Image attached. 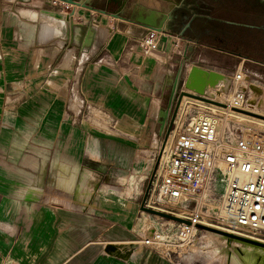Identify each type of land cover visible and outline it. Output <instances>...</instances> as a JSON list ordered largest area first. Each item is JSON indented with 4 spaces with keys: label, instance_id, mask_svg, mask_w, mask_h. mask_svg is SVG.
<instances>
[{
    "label": "crops",
    "instance_id": "crops-1",
    "mask_svg": "<svg viewBox=\"0 0 264 264\" xmlns=\"http://www.w3.org/2000/svg\"><path fill=\"white\" fill-rule=\"evenodd\" d=\"M26 11L62 17L66 30L43 40L39 32L27 38L22 31L19 41L0 39L1 57L29 58L22 68L0 65V93L17 89L16 97L0 96V264H146L130 236L134 214L114 220L75 202L93 194L84 189L90 172L118 176L148 167L157 144L148 125L152 113L162 118L175 69L193 60L199 45L185 40L174 66L179 42L169 33L159 51L147 54L138 24L126 21L120 32V21L105 27L92 13L81 18L77 6L60 10L50 1ZM30 22L39 27L41 19ZM35 186L43 192L34 193ZM34 199L57 203L24 216V203ZM114 230L126 238L112 237Z\"/></svg>",
    "mask_w": 264,
    "mask_h": 264
},
{
    "label": "rangeland",
    "instance_id": "rangeland-1",
    "mask_svg": "<svg viewBox=\"0 0 264 264\" xmlns=\"http://www.w3.org/2000/svg\"><path fill=\"white\" fill-rule=\"evenodd\" d=\"M41 1H50L52 5L60 10L62 8H69L70 4L56 0H0V19L2 20V29L0 31V39L3 43H9L11 41L15 42V39L19 41L21 37V27L20 19L22 18V13L27 12L26 10L35 6L37 2ZM80 3H85L89 6H92L98 10H105L108 13H115L119 8V3L112 2V0H75ZM163 4L167 3L168 8L166 10H160L165 13H172L175 11V6H186L191 12H197L201 9L207 10L209 13L216 18L223 19L225 21L231 22H240L248 18V16L257 12L259 18L264 16V0H160ZM14 2V3H13ZM125 4L123 8V14L126 17H129L135 8L145 7L149 9V6H160V3L156 0H120V3ZM183 2V3H182ZM149 5V6H148ZM81 18L85 15L93 14V18H100L99 22H102L105 27L108 25L114 24L116 21H120V32H125L128 28L126 21L120 19H114L111 17L104 16L96 11H91L85 8L77 7ZM64 10V9H63ZM68 10V9H67ZM33 12V11H30ZM36 13V12H33ZM37 14V13H36ZM21 17V18H20ZM24 19V18H22ZM16 20V21H15ZM142 30H144L143 36L147 33L148 30L152 31L153 29H147L141 25H137ZM172 26L171 22L168 23V27ZM156 31V30H153ZM172 31V30H171ZM169 35V34H168ZM142 36V37H143ZM177 38L178 43L175 47L177 53V59H174L171 64L176 65V60L180 59V56L183 51V44L187 38H182L178 35H173ZM141 37V38H142ZM22 38V37H21ZM140 38V41H141ZM264 40V36L259 35L258 40ZM194 42V41H191ZM196 43V42H195ZM199 49L196 50V56L191 61L183 62L175 69L173 77L178 73V69H182V80L179 83L178 91H188L184 86V72L191 66H198L206 70L214 71L223 75H226L232 78L236 73L243 72L246 77H249L250 84L253 87L260 89V93H255L256 90H253V95L249 98L250 105L248 109H251L254 105V110L259 109L262 114H264V64L262 62H257L255 60L244 58L234 54L233 51H222L217 48H212L210 46L199 43ZM162 44L159 46L158 50L154 51L156 53L162 48ZM152 54V53H151ZM10 59L0 56V65L5 67L7 65H14L17 67L25 66V63H28L29 58L25 56H16L9 57ZM259 60H264V52H259V56L256 57ZM19 73H17V76ZM21 76V75H19ZM25 77V76H24ZM23 77V78H24ZM14 78V77H12ZM6 80V79H5ZM232 87V84H231ZM172 90V88H171ZM231 91V89H230ZM17 89H2L0 96L3 98L16 97ZM171 94V91H170ZM169 94V98H170ZM232 95V91L229 95ZM24 95V94H23ZM25 96V95H24ZM23 96V97H24ZM253 98V99H252ZM229 99V98H228ZM227 98L225 100H228ZM255 99V100H254ZM253 100V101H252ZM263 101V102H262ZM189 112H184L181 115V119L185 120V123L190 122L191 119L203 115V108L200 106L192 105L190 103L186 104ZM263 105V106H262ZM247 109V110H248ZM174 106L172 107L169 121L171 119ZM162 120V118L160 117ZM157 112H153L151 116V121L148 125L154 128L152 132L153 142L157 144L154 146L153 153L149 159L148 167L144 170H130L126 174L115 175V176H105L101 174H96L90 172V177L84 186V189L92 195L82 193L81 200L75 202L80 206L81 209H89L94 211L97 214H100L102 217H111L116 220L120 214L126 215L127 213L134 214V220L131 227L132 242L139 244L141 252H143V259L146 264H230L229 261H225V257L219 256L218 253L214 251H220L223 249L224 245L222 240L213 238L207 231L198 230L195 233H191L189 238H182L176 229L174 224L169 223L168 220L162 219L145 212L141 211V205L146 197V193L149 189V194L146 200L147 207L151 209L162 208L168 210L164 206L153 203V200L156 198V178L154 177L155 166L158 161L162 146L164 144L165 134L167 129L163 132V135H160L158 129L161 124V120ZM241 122L240 119L229 118L228 123ZM249 123V124H248ZM233 124V125H234ZM242 124L247 127L257 126L255 123L243 122ZM171 142L175 137L174 126L169 133V136L172 135ZM223 133V132H222ZM168 136V137H169ZM170 141V140H169ZM137 146L142 147V142L139 140V137L134 141ZM133 140L131 144L134 145ZM170 142V143H171ZM80 182V180H79ZM79 185V183H78ZM77 185V187H78ZM38 187L35 186L34 189ZM111 189L115 190V193L111 194L109 191ZM218 189V188H217ZM34 193L41 194L43 191L37 189L33 190ZM101 191H106V194H102ZM216 196L222 194V189L219 187V190L215 191ZM28 206L23 207V215L26 216L28 211L41 207L44 204H53L52 201L34 199L33 201L25 202L24 204ZM57 203V202H55ZM54 203V204H55ZM1 204V202H0ZM129 207L134 208V211H131ZM156 210V209H155ZM20 213V212H19ZM20 215V214H19ZM215 226L226 228L218 223H212ZM114 229V228H113ZM111 229V230H113ZM112 237L117 239H124L126 235L124 232L114 230ZM155 235L160 237L159 240L156 239ZM264 240V234L256 236ZM149 240L151 244L146 245V241ZM119 242H122L120 240ZM98 243H105L99 241ZM107 244V242H106ZM236 249L241 251V245H237ZM105 252V250H104ZM106 256H109L105 253ZM111 257V256H110Z\"/></svg>",
    "mask_w": 264,
    "mask_h": 264
},
{
    "label": "built area",
    "instance_id": "built-area-1",
    "mask_svg": "<svg viewBox=\"0 0 264 264\" xmlns=\"http://www.w3.org/2000/svg\"><path fill=\"white\" fill-rule=\"evenodd\" d=\"M163 36L148 30L140 41L142 50L147 54L158 50ZM231 79L232 98L226 107L248 111L253 95L249 77L239 72ZM221 113L204 108L203 115L188 123L177 116L175 137L165 145L154 175L157 195L153 203L189 222L174 223L182 238H189L193 227L209 223L221 224L240 236L264 234V128L242 122L220 127L226 116ZM219 187L222 194L218 197Z\"/></svg>",
    "mask_w": 264,
    "mask_h": 264
},
{
    "label": "bare ground",
    "instance_id": "bare-ground-1",
    "mask_svg": "<svg viewBox=\"0 0 264 264\" xmlns=\"http://www.w3.org/2000/svg\"><path fill=\"white\" fill-rule=\"evenodd\" d=\"M156 1L160 3L159 7L149 6V5L148 6L158 11L166 10L168 8L167 3L163 4L160 0H156ZM22 18H24V21L21 20ZM22 18L20 19L23 24L22 32L27 38L34 37L37 34V32H39L40 39L43 40V38H52V37L58 36L61 33H63L64 30H66V25L62 17L52 16V15L50 16L42 15V17H40L38 13L36 14L30 11H27V12L22 13ZM39 18L41 19V24L39 27L37 26V24H33L34 22L33 23L30 22V21L39 20ZM98 43H99V40H98ZM229 89H230V78L224 75V77L222 78V80L216 87L208 86L206 93H205V98H208L209 100H213L214 102H217L219 104H225L227 101H229L232 98V95L231 94L229 95V93L231 92ZM253 90H256L255 93L256 92L258 94L260 93V89L257 87L256 88L253 87ZM226 98L227 99L229 98V99L225 100ZM187 103H190L192 105L197 104L196 106L198 107L200 106L203 109L210 108L214 112L220 111L222 112L221 114L225 113L226 115L224 116L225 118L221 119L219 122L220 127L226 126L229 118L232 117L235 119L237 118L240 119L241 122L245 121V122H251L253 124L255 123L258 127L264 128V114H262L259 109L254 110L253 109L254 105H252L251 109H248L249 113H242L239 111L231 110L229 107L228 108L223 107L222 105H218L215 103H207V102H203L196 98L184 97L180 105V108H179L178 118L181 117V113L186 108ZM171 136L173 137V133L167 139V142H166L167 147L169 146L171 142V138H172ZM164 159L165 158L163 156L161 160L162 163ZM148 208H151V207H148ZM155 209L158 211L164 212L163 211L164 209L162 208H155ZM178 218H181V219L183 218V220L187 221V218L183 215H180V217ZM208 228H210L211 230H206V231L213 238L222 240L223 245H224L223 249L220 250L219 252L218 251H214V252L218 253L219 256L221 255L225 257L226 262L229 261L230 264H264V240L257 238L256 236H242V237H245L248 241L237 239L235 237H231L228 235V234H235L231 232L230 230L223 228V227L215 226L210 223L208 225ZM197 231H198L197 228H194V227L192 228V233H195ZM235 235H238V234H235ZM237 245H241V249H242L241 251L236 249ZM108 252L112 254L120 255V253H118L114 248H109Z\"/></svg>",
    "mask_w": 264,
    "mask_h": 264
},
{
    "label": "water",
    "instance_id": "water-1",
    "mask_svg": "<svg viewBox=\"0 0 264 264\" xmlns=\"http://www.w3.org/2000/svg\"><path fill=\"white\" fill-rule=\"evenodd\" d=\"M56 1H60V2H64L66 4H70L72 6H77V7H81V8H85L91 11H96L99 12L100 14L109 16L111 18L114 19H120V20H125L131 23H135L138 25H141L147 29H153L156 30L162 34H168L170 32V28L168 27V23L169 21H171V14L170 12L165 13V12H161L155 9H149V8H145V7H138L135 8V10L133 11V14H131L129 17H126L123 14V8L125 6V4H123L122 2L120 3V0H117V4L119 3V8L115 13H108L105 10H98L92 6H89L85 3H80L77 2L75 0H56ZM227 24H233V25H238L237 23H232V22H227ZM171 35H174L173 33H169ZM90 38H91V32L89 34H87L86 36V45L90 44ZM191 42V40H189ZM187 50L185 52V58L186 56ZM224 77L223 74L214 72V71H210V70H206L203 69L201 67L198 66H193L189 72V74L187 75V77L184 79V86L188 91L191 92H186V91H178L179 90V83L182 80V69L180 68L176 78L174 80V84L172 86V90H171V94H170V98H169V104H168V109L164 112V114L162 115V121H161V135H163V132L165 131V129H167V132L165 134V139H164V144L162 146L158 161L156 163L155 166V170L154 173L157 171V168L159 166V161L163 152V149L166 145L169 133L171 132L175 119L178 116V112H179V108L180 105L182 103V100L184 97H190V98H196L199 99L203 102H207V103H215L218 105H222L223 107H226L225 104H219L217 102H214L213 100H209L208 98H205V93L206 90L208 88V86L211 87H216L220 81L222 80V78ZM230 78V77H229ZM231 82L232 79L230 78V88H231ZM253 86H250V89L252 90ZM230 90V89H229ZM251 103V102H250ZM174 106V110L171 116V119L169 121V116L172 110V107ZM235 111H239L242 113H249L246 110H236ZM261 117V116H260ZM263 118V117H262ZM149 194V189L148 192L146 193V197L144 198V201L141 205V211L145 212L147 214L162 218V219H166L168 221H172L174 223H178V224H189L188 221L183 220L181 218H178L174 215H171L169 213H165L162 211H158L155 209H151L148 208L146 205V200ZM198 230H211L210 228L206 227V226H197L196 227ZM231 237H235L237 239H241V240H245L248 241L245 237L242 236H238L235 234H228Z\"/></svg>",
    "mask_w": 264,
    "mask_h": 264
},
{
    "label": "flooded vegetation",
    "instance_id": "flooded-vegetation-1",
    "mask_svg": "<svg viewBox=\"0 0 264 264\" xmlns=\"http://www.w3.org/2000/svg\"><path fill=\"white\" fill-rule=\"evenodd\" d=\"M208 13L205 9L191 12L183 4L175 6V11L170 13L169 33L264 64V60L256 58L259 52H264V40H258L259 35L264 36V16L259 18L253 11L242 23L232 22L238 24L233 25Z\"/></svg>",
    "mask_w": 264,
    "mask_h": 264
}]
</instances>
